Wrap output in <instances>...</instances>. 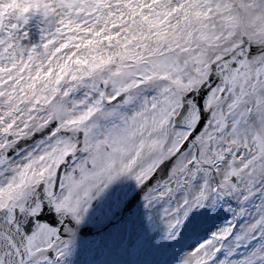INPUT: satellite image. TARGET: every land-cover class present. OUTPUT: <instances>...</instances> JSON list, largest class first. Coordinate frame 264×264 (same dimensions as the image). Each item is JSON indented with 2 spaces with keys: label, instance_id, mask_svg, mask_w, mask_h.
<instances>
[{
  "label": "snow or ice",
  "instance_id": "1",
  "mask_svg": "<svg viewBox=\"0 0 264 264\" xmlns=\"http://www.w3.org/2000/svg\"><path fill=\"white\" fill-rule=\"evenodd\" d=\"M0 264H264V0H0Z\"/></svg>",
  "mask_w": 264,
  "mask_h": 264
}]
</instances>
